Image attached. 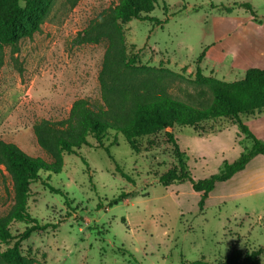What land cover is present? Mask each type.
I'll use <instances>...</instances> for the list:
<instances>
[{
	"label": "rangeland",
	"instance_id": "1",
	"mask_svg": "<svg viewBox=\"0 0 264 264\" xmlns=\"http://www.w3.org/2000/svg\"><path fill=\"white\" fill-rule=\"evenodd\" d=\"M51 1L40 32L23 39L18 52L0 51V140L49 163L34 125L67 119L78 99L102 104L99 76L107 43L78 45L76 38L120 0H80L75 7L67 0ZM240 3L251 4L256 16L236 6ZM150 17L154 23L123 25L126 53L135 57L136 67L181 75L168 84L169 93L180 100L198 97L200 89L191 82L204 52L203 73L226 82L242 80L252 67L264 68V0H158ZM241 120L264 143V109ZM226 122L208 121L198 131L176 127L192 180L218 175L252 148L240 128ZM115 136L110 156L92 140L95 147L64 156L62 173L42 174L64 196L41 183L32 185L30 213L51 227L21 244L29 264H223L234 250H263L259 264H264V156L250 160L233 181L218 183L201 206L191 181L170 187L160 183L178 163L165 132L144 139L140 153L122 135ZM1 170L4 218L14 192L11 177ZM120 197L123 201L116 204ZM25 229L14 223L12 233L18 236Z\"/></svg>",
	"mask_w": 264,
	"mask_h": 264
},
{
	"label": "trees",
	"instance_id": "2",
	"mask_svg": "<svg viewBox=\"0 0 264 264\" xmlns=\"http://www.w3.org/2000/svg\"><path fill=\"white\" fill-rule=\"evenodd\" d=\"M80 0H67L75 7ZM158 0H120L92 20L88 27L77 35L78 45L107 43L103 67L99 76L100 103L87 99L76 100L69 117L60 121L42 120L34 125V134L39 146L51 157L49 163L27 155L13 143L0 140V172L2 167L13 182L14 204L8 216L0 218V264H29L22 255L21 244L35 233L47 231L51 225L41 224L32 216L29 200L32 185L41 183L51 193L64 194L54 189L42 174L62 173L65 155H80L83 146L103 148L109 154L110 147L117 143L115 135H122L131 149L140 153L143 140L165 132L173 145L178 163L163 176L160 183L170 187L176 183L191 181L193 190L202 197L201 206L216 189L242 172L247 163L257 156H264V143L255 136L241 120L243 115H252L264 109V69L253 67L240 81L226 82L206 76L199 67L206 52L198 61L195 79L191 82L200 89L198 97L187 96L180 100L169 93V81L182 76L169 69L136 67L135 57L126 53L123 25L132 20L151 21ZM52 6L51 0H0V51L10 47L19 51V43L40 32ZM236 6L256 16L249 3ZM165 24L168 23L166 20ZM157 25H162L157 22ZM226 125H237L241 133L252 143L240 159L227 163L218 175L194 181L187 172L186 154L177 144L176 127L202 129L208 121H225ZM224 126H221L222 129ZM105 142H110L107 147ZM110 156V154H109ZM128 181L130 178L122 173ZM67 197V195H65ZM123 201L122 197L115 203ZM66 204L70 202L67 199ZM14 223L26 225L18 236L12 233ZM12 247L2 250V246ZM263 250L243 253L234 250L223 264H259ZM192 264H209L204 261Z\"/></svg>",
	"mask_w": 264,
	"mask_h": 264
},
{
	"label": "crops",
	"instance_id": "3",
	"mask_svg": "<svg viewBox=\"0 0 264 264\" xmlns=\"http://www.w3.org/2000/svg\"><path fill=\"white\" fill-rule=\"evenodd\" d=\"M206 55H207V52H206ZM252 68H253V67H252ZM260 68H262V67H260ZM250 69H251V68H250ZM263 69H264V68H263ZM248 70H249V69H248ZM210 76H212V75H210ZM213 77H214V76H213ZM215 78H216V77H215ZM217 79H218V78H217ZM220 80H221V79H220ZM222 81H224V80H222ZM235 178H236V177H235ZM235 178H234V179H235ZM231 180L233 181V178H232ZM231 180H229V181H231ZM229 181H228V182H229ZM225 183H226V182H225Z\"/></svg>",
	"mask_w": 264,
	"mask_h": 264
}]
</instances>
